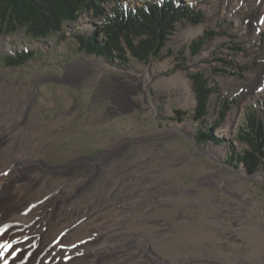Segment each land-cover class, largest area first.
Wrapping results in <instances>:
<instances>
[{"label":"rangeland","instance_id":"374dc122","mask_svg":"<svg viewBox=\"0 0 264 264\" xmlns=\"http://www.w3.org/2000/svg\"><path fill=\"white\" fill-rule=\"evenodd\" d=\"M182 1L203 20L181 21L168 48L189 57L193 41L214 36L180 67L172 57L120 67L85 55L72 33L101 24L86 14L63 42L25 30L0 37V55L36 52L23 67L0 65V190L11 185L19 216L49 211L39 222L43 246L58 241L60 256L264 264V170L250 175L229 163L230 146L245 149L238 138L247 115L264 109V0ZM199 71L218 88L210 121L235 102L217 146L195 140L189 79ZM177 110L188 115L178 121ZM230 118L238 124L223 133Z\"/></svg>","mask_w":264,"mask_h":264},{"label":"trees","instance_id":"16d2710c","mask_svg":"<svg viewBox=\"0 0 264 264\" xmlns=\"http://www.w3.org/2000/svg\"><path fill=\"white\" fill-rule=\"evenodd\" d=\"M106 5H110L108 10ZM85 14L101 20V24L91 33H72L79 51L120 67L130 66L131 60L147 65L153 60L164 61L169 57L174 58L180 67L188 63L189 57H195L209 37L214 36L210 31L193 41L189 57L185 49L174 52L168 48L181 21L198 24L203 20V13L195 12L193 5L182 0H141L136 5L123 0H0V37L25 30L33 39L45 41L57 35L63 42L67 39L66 27L75 25ZM35 56L36 52L31 50L0 55V65L12 69L23 67L36 59ZM189 80L196 99L192 118L199 122L195 140L199 145L208 142H214L215 146L223 144L225 141L217 136V130L224 123L234 100H226L212 122L209 120L210 108L212 96L218 93L217 86L201 71L190 74ZM184 115L187 116V112L175 111L178 121ZM246 119L247 124L238 138L245 149L239 152L230 146L229 163L242 166L254 175L264 170V109L258 113L255 108Z\"/></svg>","mask_w":264,"mask_h":264},{"label":"bare ground","instance_id":"6f19581e","mask_svg":"<svg viewBox=\"0 0 264 264\" xmlns=\"http://www.w3.org/2000/svg\"><path fill=\"white\" fill-rule=\"evenodd\" d=\"M237 124L230 118L222 132H234ZM194 126L192 123L183 125L189 135L193 134ZM12 189L11 185H6L0 190V246H5L0 248V264H99V259L91 256H60L55 240L43 246L46 222H43L45 225L39 222L45 216L50 218L49 211L27 218L19 216L20 204L14 200Z\"/></svg>","mask_w":264,"mask_h":264},{"label":"water","instance_id":"95a60500","mask_svg":"<svg viewBox=\"0 0 264 264\" xmlns=\"http://www.w3.org/2000/svg\"><path fill=\"white\" fill-rule=\"evenodd\" d=\"M213 144H214V142H213ZM79 159H81V158H79ZM79 159H76L74 162L78 161ZM84 160H93V157H91V158H85ZM67 167H70V166L67 165ZM245 171L248 173L247 169H245Z\"/></svg>","mask_w":264,"mask_h":264},{"label":"snow or ice","instance_id":"6c2138e0","mask_svg":"<svg viewBox=\"0 0 264 264\" xmlns=\"http://www.w3.org/2000/svg\"><path fill=\"white\" fill-rule=\"evenodd\" d=\"M2 247H5V246H0V248H2Z\"/></svg>","mask_w":264,"mask_h":264}]
</instances>
